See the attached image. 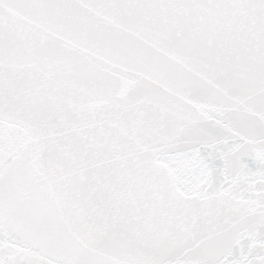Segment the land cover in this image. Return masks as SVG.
Returning <instances> with one entry per match:
<instances>
[{
	"label": "snow or ice",
	"instance_id": "6c2138e0",
	"mask_svg": "<svg viewBox=\"0 0 264 264\" xmlns=\"http://www.w3.org/2000/svg\"><path fill=\"white\" fill-rule=\"evenodd\" d=\"M0 264H264V0H0Z\"/></svg>",
	"mask_w": 264,
	"mask_h": 264
}]
</instances>
